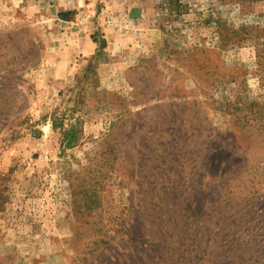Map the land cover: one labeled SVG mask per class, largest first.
I'll list each match as a JSON object with an SVG mask.
<instances>
[{
    "label": "rangeland",
    "instance_id": "rangeland-1",
    "mask_svg": "<svg viewBox=\"0 0 264 264\" xmlns=\"http://www.w3.org/2000/svg\"><path fill=\"white\" fill-rule=\"evenodd\" d=\"M0 264H264V0H0Z\"/></svg>",
    "mask_w": 264,
    "mask_h": 264
},
{
    "label": "crops",
    "instance_id": "crops-1",
    "mask_svg": "<svg viewBox=\"0 0 264 264\" xmlns=\"http://www.w3.org/2000/svg\"><path fill=\"white\" fill-rule=\"evenodd\" d=\"M74 4V3H73ZM75 5V4H74ZM106 27L101 28L102 32H105Z\"/></svg>",
    "mask_w": 264,
    "mask_h": 264
},
{
    "label": "trees",
    "instance_id": "trees-1",
    "mask_svg": "<svg viewBox=\"0 0 264 264\" xmlns=\"http://www.w3.org/2000/svg\"><path fill=\"white\" fill-rule=\"evenodd\" d=\"M104 44H105V40H103V47H104Z\"/></svg>",
    "mask_w": 264,
    "mask_h": 264
}]
</instances>
